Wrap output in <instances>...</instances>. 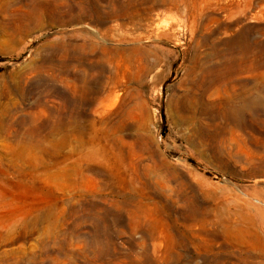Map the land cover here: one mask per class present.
Returning a JSON list of instances; mask_svg holds the SVG:
<instances>
[{"label":"rangeland","instance_id":"1","mask_svg":"<svg viewBox=\"0 0 264 264\" xmlns=\"http://www.w3.org/2000/svg\"><path fill=\"white\" fill-rule=\"evenodd\" d=\"M0 259L264 264V0H0Z\"/></svg>","mask_w":264,"mask_h":264},{"label":"bare ground","instance_id":"2","mask_svg":"<svg viewBox=\"0 0 264 264\" xmlns=\"http://www.w3.org/2000/svg\"><path fill=\"white\" fill-rule=\"evenodd\" d=\"M4 255V254H3ZM1 260V259H0ZM8 262V261H7ZM10 262V261H9ZM2 263V262H1ZM6 263V262H5Z\"/></svg>","mask_w":264,"mask_h":264}]
</instances>
